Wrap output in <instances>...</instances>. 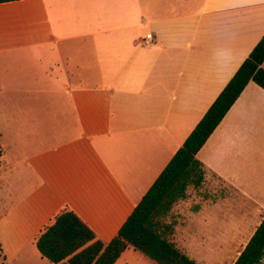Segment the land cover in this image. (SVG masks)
Masks as SVG:
<instances>
[{
  "label": "crops",
  "instance_id": "obj_1",
  "mask_svg": "<svg viewBox=\"0 0 264 264\" xmlns=\"http://www.w3.org/2000/svg\"><path fill=\"white\" fill-rule=\"evenodd\" d=\"M263 33L264 0L0 3L2 218L42 263L36 239L64 210L108 242ZM196 158L203 184L228 183L258 225L261 87L246 84ZM185 199L164 219L178 232ZM3 248L9 263L22 254ZM129 254L156 264L131 247L114 264Z\"/></svg>",
  "mask_w": 264,
  "mask_h": 264
},
{
  "label": "trees",
  "instance_id": "obj_2",
  "mask_svg": "<svg viewBox=\"0 0 264 264\" xmlns=\"http://www.w3.org/2000/svg\"><path fill=\"white\" fill-rule=\"evenodd\" d=\"M10 1L15 0L0 3ZM263 61L264 33L108 242L73 211L64 210L36 239L41 257L53 264H114L131 247L156 264H199L172 241L175 221L164 219L189 186L202 184L205 169L196 153L246 84L253 81L264 90ZM232 264H264V215Z\"/></svg>",
  "mask_w": 264,
  "mask_h": 264
},
{
  "label": "rangeland",
  "instance_id": "obj_3",
  "mask_svg": "<svg viewBox=\"0 0 264 264\" xmlns=\"http://www.w3.org/2000/svg\"><path fill=\"white\" fill-rule=\"evenodd\" d=\"M5 138L4 134L3 138L0 135V146H3ZM260 182L263 190L264 181ZM252 186L258 188L256 183ZM0 191L3 198L7 196L5 187ZM234 192V188L222 180L202 182L196 188L191 186L188 195L186 191V199L190 202L182 208L187 215L178 221L181 228L179 232L173 229L175 235L172 239L199 264H232L257 226L262 211L248 200L249 203L238 198ZM260 203L264 208V202ZM3 213L0 207V264H51L46 260L40 261L35 247L29 244L31 236L16 230L11 222L2 218ZM3 246L13 257L22 254L9 263ZM127 258L129 264H151L130 254Z\"/></svg>",
  "mask_w": 264,
  "mask_h": 264
},
{
  "label": "built area",
  "instance_id": "obj_4",
  "mask_svg": "<svg viewBox=\"0 0 264 264\" xmlns=\"http://www.w3.org/2000/svg\"><path fill=\"white\" fill-rule=\"evenodd\" d=\"M151 38V35L150 34H147L146 35V39H150Z\"/></svg>",
  "mask_w": 264,
  "mask_h": 264
}]
</instances>
